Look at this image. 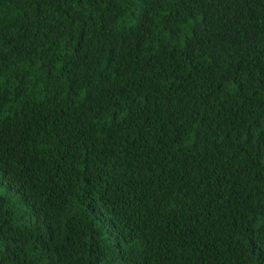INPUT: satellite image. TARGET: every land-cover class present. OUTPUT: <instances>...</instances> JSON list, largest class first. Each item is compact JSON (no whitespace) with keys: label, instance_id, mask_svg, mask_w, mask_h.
Masks as SVG:
<instances>
[{"label":"trees","instance_id":"16d2710c","mask_svg":"<svg viewBox=\"0 0 264 264\" xmlns=\"http://www.w3.org/2000/svg\"><path fill=\"white\" fill-rule=\"evenodd\" d=\"M0 264H264V0H0Z\"/></svg>","mask_w":264,"mask_h":264}]
</instances>
